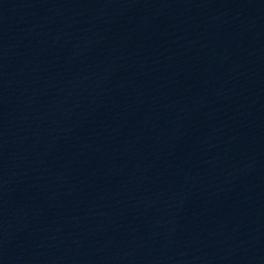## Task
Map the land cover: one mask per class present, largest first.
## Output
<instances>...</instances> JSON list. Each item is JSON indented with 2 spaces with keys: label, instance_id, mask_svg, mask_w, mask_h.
Segmentation results:
<instances>
[{
  "label": "water",
  "instance_id": "95a60500",
  "mask_svg": "<svg viewBox=\"0 0 264 264\" xmlns=\"http://www.w3.org/2000/svg\"><path fill=\"white\" fill-rule=\"evenodd\" d=\"M0 264H264V0H0Z\"/></svg>",
  "mask_w": 264,
  "mask_h": 264
}]
</instances>
